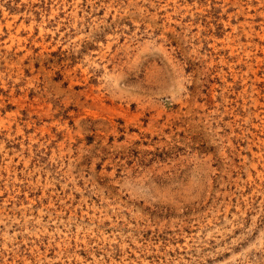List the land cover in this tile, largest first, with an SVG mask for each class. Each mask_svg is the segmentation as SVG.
<instances>
[{"label": "rangeland", "instance_id": "rangeland-1", "mask_svg": "<svg viewBox=\"0 0 264 264\" xmlns=\"http://www.w3.org/2000/svg\"><path fill=\"white\" fill-rule=\"evenodd\" d=\"M0 264H264V0H0Z\"/></svg>", "mask_w": 264, "mask_h": 264}]
</instances>
